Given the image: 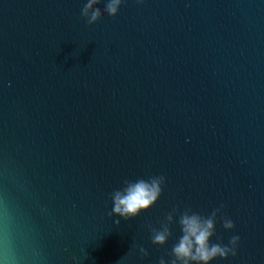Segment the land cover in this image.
<instances>
[{
	"label": "water",
	"instance_id": "1",
	"mask_svg": "<svg viewBox=\"0 0 264 264\" xmlns=\"http://www.w3.org/2000/svg\"><path fill=\"white\" fill-rule=\"evenodd\" d=\"M110 2L0 0V264H173L184 215L264 264V0Z\"/></svg>",
	"mask_w": 264,
	"mask_h": 264
},
{
	"label": "clouds",
	"instance_id": "2",
	"mask_svg": "<svg viewBox=\"0 0 264 264\" xmlns=\"http://www.w3.org/2000/svg\"><path fill=\"white\" fill-rule=\"evenodd\" d=\"M98 2V0H89V3L83 10L84 15H88L89 9ZM121 0H111L107 6L109 14L115 15L119 9ZM99 17V11L92 13L90 22H94ZM158 181L153 180L151 183L143 180L130 184L124 192H117L114 196L115 214L129 217L138 215L139 212L146 210L155 203L159 195ZM171 219V217H169ZM182 236L179 242L173 247L175 260L173 264H210L217 256L225 258L231 251L229 248H221L219 245L209 244L213 235L214 224L212 220H203L197 215H184L180 220ZM226 228H232V223L226 222ZM168 231L159 233L154 238V243L163 244L166 242ZM234 237L231 243L233 245L238 241ZM161 264H164L161 261Z\"/></svg>",
	"mask_w": 264,
	"mask_h": 264
}]
</instances>
